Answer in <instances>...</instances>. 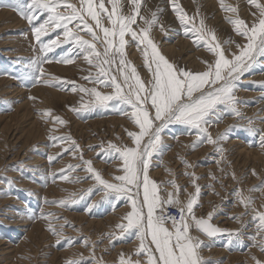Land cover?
I'll use <instances>...</instances> for the list:
<instances>
[{
  "label": "rangeland",
  "instance_id": "rangeland-1",
  "mask_svg": "<svg viewBox=\"0 0 264 264\" xmlns=\"http://www.w3.org/2000/svg\"><path fill=\"white\" fill-rule=\"evenodd\" d=\"M23 2L26 4L28 0ZM68 2L78 7L80 4V0ZM120 2L123 12L129 14L132 8L131 0ZM224 2L237 8V12L224 11L220 0H176V4L188 16L194 17L193 22L197 26L201 19L204 20L205 30L215 33L216 42L221 44L226 55L231 58L232 53L239 52L236 43L246 44L247 41L234 31V26L228 22L229 18H240L250 24L257 18L253 16L257 9L249 4L248 0ZM259 2L264 3V0ZM10 3L12 0H0V14L3 13L0 15V72L20 75L27 67V61L43 56L44 53L40 50L42 46L35 40L32 26L14 8L6 6ZM105 3L110 8L108 0H105ZM153 13L158 15L159 25L152 28L150 37L159 46L161 54L175 67L193 72L206 70L205 61L212 62L214 57L206 46H198L192 38L184 34L171 6V0H140L141 17L151 18ZM39 22L41 21L37 23ZM106 26L110 25L106 22ZM138 26H144L140 17L133 28L138 30ZM80 35L84 39H90L84 32ZM100 35L102 37V33ZM55 36L56 33L53 32L41 39L48 41ZM58 39H64L62 33ZM230 39L234 43L229 46L227 42ZM126 40L129 41L125 47L126 60L130 62V67H136L147 86L151 73L144 66L143 52L130 37L126 36ZM97 48L103 50L100 44H97ZM69 54L76 55L67 44L48 52L49 59L42 65L44 75L41 82L34 86L30 80L22 82L14 75H0V264H68L72 260H99L100 264H119L121 254H126L127 258V254L135 253L140 244L134 234L125 233L121 237L117 227L127 222L124 217L131 210V205L125 204L123 200L104 199L102 192H86L87 189H95L96 182L92 179L73 182L75 177L83 178L89 174L81 168L68 171L69 165H81L79 156L82 152L83 158L91 160L93 166L101 171L106 179L111 180L113 176L123 174V162L118 154L108 151L109 146H134V141L127 133L138 131L130 115L118 114L119 105L110 109L95 107L85 110L83 105L95 103V97L79 91L66 90L71 87L67 82H75L76 85L86 88L97 87L103 94H112L115 91L113 88L94 85L84 79L90 73L95 75L98 69L90 65L83 55H77L72 63L62 62ZM263 61L264 58L246 73L234 89L238 102L236 107L243 117L253 118L254 124H247L248 120L240 116L225 114L222 121L207 125L213 139L227 132L231 126H237L229 133L227 140L220 142L219 148H222L223 152H219L217 146L210 143H203L193 150L191 145L198 139L194 130L174 124L162 134L163 144L168 146L162 159L156 154L153 155L149 170L151 179L166 187L168 192L176 191L167 183L175 181L179 188L177 197L186 204L196 193L195 186L191 185H194L193 180L198 178L195 179V185L200 187L197 198L200 207L194 209L197 217H207L208 213H213V224L221 229H228L229 232L241 233L237 240L236 236H230L228 232L207 238L206 235L191 230L192 235L201 237L204 245H210L200 249V256L206 264H255L252 257L264 261V252L262 253L259 247L252 246L253 241L250 239L255 232L253 216L256 212H264V187H259L264 184V147L260 146L258 135L244 130L245 127L264 129V99H261L264 97ZM110 75H116L122 80L115 65L110 70ZM45 80H52L53 83L63 82L64 90L44 83ZM70 105L79 108L80 112L72 111ZM48 110L52 111L53 118L59 116L67 123L55 124L53 119L38 114ZM10 122H14V125ZM52 136H70L79 145L80 152L75 155L64 152V149L69 147L68 143L54 144ZM25 142L28 143L27 146ZM99 145H103V149L96 147ZM61 153L62 158L49 161V156L56 157ZM184 160L193 167L185 165ZM235 161L237 162L234 163ZM62 170L67 172L68 179L60 177ZM191 173H194V177L189 175ZM237 190L254 200L252 207L255 212L241 205ZM73 194L75 202L71 207L47 202L67 200ZM161 195L165 196V193L161 191ZM33 212L36 213L35 219L32 218ZM41 212L56 215L43 218L40 216ZM53 221L57 228L64 225L61 238L49 230L50 222ZM69 222L74 227L67 226ZM109 234H112V239H109ZM68 238H74L72 243H69ZM85 238L88 245H94V249L82 243ZM229 240L232 241L231 245ZM131 258L137 257L132 255Z\"/></svg>",
  "mask_w": 264,
  "mask_h": 264
},
{
  "label": "snow or ice",
  "instance_id": "snow-or-ice-1",
  "mask_svg": "<svg viewBox=\"0 0 264 264\" xmlns=\"http://www.w3.org/2000/svg\"><path fill=\"white\" fill-rule=\"evenodd\" d=\"M248 2L257 9V12L253 13L257 18L250 24L240 18H229L228 22L234 26V31L247 41L246 44L236 43L239 52L232 53L229 58L221 44L216 42L215 33L205 30L204 20L201 19L197 26L193 22L194 17L188 16L176 4V0H171V6L182 25L184 34L192 38L198 46H206L214 57L212 62L205 61L206 70L198 72L175 67L161 54L159 46L150 37L152 28L159 25L158 15L153 13L151 18L141 17L140 0H131L132 8L129 14L123 12L120 0H108L110 8L106 6L105 0H80L79 7L69 3L68 0H28L26 4L23 0H12V3L6 5L14 8L32 26L35 40L42 46L40 50L44 55L27 61V67L20 75L6 71L0 72V75H14L22 82L30 80L31 85L34 86L41 82L44 75L42 65L49 59L47 53L67 44L76 55H66L62 62L72 63L77 55H83L90 65L98 69L95 75L90 73L84 79L94 85L113 88L115 91L112 94H103L97 90V87L86 88L76 85L75 82H67L71 87L66 90L79 91L95 97V103L83 105L85 110L95 107L110 109L119 105L118 114L130 115V119L138 127V131L127 133L134 141V146L118 147L110 144L108 151L118 154L123 162V174L113 176L111 180L106 179L102 172L93 166L91 160L83 158L79 145L70 136L51 137L54 144L68 143L69 147L65 148L64 152H71L73 155L80 152L81 165H69L68 171L81 168L89 175L83 178L75 177L73 182L92 179L97 187L87 189L86 192H102L104 199L123 200L125 204L131 205V210L124 217L127 222L117 227L121 237L125 233L134 234L140 244L135 253L127 254V258L126 254H121L119 264H206L200 256V249L202 246L210 247V245H204L198 235L191 234V230L194 229L209 238L228 232L211 222L213 213H208L207 217H197L194 209L200 207L197 199L200 187L195 185V179L198 178L193 180L196 193L184 204L177 197L179 188L175 181L167 182L176 189L174 192H168L166 187L150 178L149 170L153 155L156 154L162 159L163 153L168 150V146L163 144L162 134L171 125H183L194 130L198 139L191 145L193 150L203 143H210L216 145L219 152H223V149L219 148L220 142L228 138L229 133L237 126H231L227 132L213 139L207 125L222 121L225 114L240 116L247 119L249 125L254 124L253 118L243 117L239 112L234 94L237 82L264 58V3H260L259 0H248ZM220 3L224 11L237 12V8L225 4L224 0H220ZM138 17L143 20L144 26H138L137 30L133 25L137 23ZM38 21L41 22L37 23ZM106 22L110 26H106ZM161 30L164 31L162 26ZM53 32L56 36L51 40L41 39ZM81 32L90 39H84L80 35ZM61 33L63 40L58 39ZM126 36L130 37L143 52L144 66L151 73L147 86L136 67H130V62L126 60L125 47L129 43ZM232 43L234 41L231 39L227 42L229 46ZM97 44L102 46V51L97 48ZM113 65L116 66L122 80L116 75H110ZM43 82L64 90L63 82L53 83L52 80ZM29 99L36 98L29 97ZM112 101L115 103L110 104L109 102ZM69 108L77 113L80 112L79 108L71 105ZM38 114L53 119L55 124L67 123L59 116L53 118L51 110L41 111ZM244 130L258 135L260 146L264 147V129L245 127ZM96 147L103 149V145ZM62 155L63 153L56 157L49 156L48 159L57 161ZM183 163L191 167L187 160ZM59 175L63 179H68L64 170ZM189 175L194 177V173ZM259 187H264V184ZM161 191L165 196L161 195ZM236 194L246 209L256 211L252 207L254 200L251 197H245L239 190ZM47 202L71 207L75 202L74 194L67 200ZM170 207H177L179 216L172 215L168 211ZM55 215L40 213L43 218ZM32 218H36L35 212L32 213ZM232 218L240 219V217ZM57 219L64 218L57 217ZM253 224L255 232L250 236L253 241L252 246L259 247L260 251L264 252V212H256L253 216ZM67 226L74 227L70 222ZM63 227L64 225H60L57 228L53 221L50 222L49 230L60 237ZM228 234L236 236L237 240L241 235L239 232H228ZM112 238V234H109V239ZM68 240L72 243L74 238ZM82 243L94 247L88 245L86 238ZM228 243L231 245L232 241L229 240ZM132 255L137 258L132 259ZM252 259L255 264H264V261L256 257ZM68 264H100V262L72 260Z\"/></svg>",
  "mask_w": 264,
  "mask_h": 264
},
{
  "label": "bare ground",
  "instance_id": "bare-ground-1",
  "mask_svg": "<svg viewBox=\"0 0 264 264\" xmlns=\"http://www.w3.org/2000/svg\"><path fill=\"white\" fill-rule=\"evenodd\" d=\"M147 5V4H146ZM253 8V7H252ZM254 9V8H253ZM223 12V11H222ZM3 13H1L0 15H2ZM224 14V13H223ZM176 46V45H175ZM173 48V47H172ZM176 49V48H175ZM174 49V50H175ZM173 54H175V53H173ZM203 57V56H202ZM264 62V61H263ZM79 63V62H78ZM80 68V67H79ZM71 72V71H70ZM82 75V74H81ZM256 77V76H255ZM15 88V87H14ZM10 89V88H9ZM38 89V88H37ZM47 91V90H46ZM41 92H42V90H41ZM56 95H57V93H56ZM256 95V94H255ZM59 96V95H58ZM242 98V97H241ZM54 99V98H53ZM45 103H47V102H45ZM52 104V103H51ZM52 107V106H51ZM249 107V106H248ZM247 110V109H246ZM251 110V109H250ZM253 112V111H252ZM251 113V112H250ZM249 113V114H250ZM264 113V112H263ZM252 114V113H251ZM11 117V116H10ZM10 117H8V118H10ZM114 117V116H113ZM7 118V119H8ZM12 120V119H11ZM123 120V119H122ZM112 121H113V119H112ZM16 122H17V120H16ZM22 122V121H21ZM10 123H13V125H14V122H10ZM104 123V122H103ZM248 124V123H247ZM103 125V124H102ZM119 125V124H118ZM16 126V125H15ZM18 126H19V124H18ZM31 126V125H30ZM114 126V125H113ZM226 126V125H225ZM13 127V126H12ZM14 128V127H13ZM11 129V128H10ZM18 129V128H17ZM8 130V129H7ZM87 130V129H86ZM225 130V129H224ZM43 131V130H42ZM112 131V130H111ZM119 131V130H118ZM8 132V131H7ZM6 132V133H7ZM16 132V131H15ZM55 132V131H54ZM9 133V132H8ZM105 133V132H104ZM103 133V134H104ZM115 133V132H114ZM102 134V133H101ZM33 136V135H32ZM40 136H41V134H40ZM89 136V135H88ZM99 136V135H98ZM218 136V135H217ZM31 138V137H30ZM38 139V138H37ZM178 139V138H177ZM225 140V139H224ZM227 140V139H226ZM30 141V140H29ZM35 141H36V138H35ZM27 142V141H26ZM25 142V145L26 144H28V143H26ZM15 145V144H14ZM61 145V144H60ZM205 145V144H204ZM227 145V144H226ZM24 146V145H23ZM27 146V145H26ZM237 146V145H236ZM201 148V147H200ZM231 148V147H230ZM203 149V148H202ZM209 149V148H208ZM240 149H241V147H240ZM248 150V149H247ZM173 151V150H172ZM171 152V151H170ZM207 152V151H206ZM242 152H243V150H242ZM241 152V153H242ZM252 152V151H251ZM97 153V152H96ZM225 153V152H224ZM167 154V153H166ZM173 154V153H172ZM222 154V153H221ZM228 154V153H227ZM253 154V153H252ZM255 154V153H254ZM202 155V154H201ZM200 155V156H201ZM245 155V154H244ZM246 155H247V153H246ZM23 156V155H22ZM169 156V155H168ZM174 156V155H173ZM179 156H181V155H179ZM203 156V155H202ZM240 156H241V154H240ZM258 156V155H257ZM256 156V157H257ZM216 157V156H215ZM253 157H254V155H253ZM255 157V158H256ZM262 157V156H261ZM164 158V157H163ZM189 158V157H188ZM221 158V157H220ZM223 158V157H222ZM239 158V157H238ZM254 158V159H255ZM260 158V157H259ZM196 159H197V157H196ZM225 159V158H224ZM230 159V158H229ZM253 159V160H254ZM258 158H256V160H257ZM262 159V158H261ZM2 160V159H1ZM180 160V159H179ZM219 160V159H218ZM242 160V159H241ZM154 161V160H153ZM260 161V160H259ZM3 162V161H2ZM155 162V161H154ZM237 161H235L234 163H236ZM253 162H255V160L253 161ZM174 163V162H173ZM173 163H171V164H173ZM258 163V162H257ZM97 164V163H96ZM165 164V163H164ZM170 164V165H171ZM193 164H194V162H193ZM216 164V163H215ZM229 164V163H228ZM58 165V164H57ZM179 165V164H178ZM184 165V164H183ZM195 165V164H194ZM219 165V164H218ZM260 165V164H259ZM264 165V164H263ZM262 165V166H263ZM192 166V165H191ZM222 166V165H221ZM221 166H220V168H221ZM234 166H235V164H234ZM193 167V166H192ZM212 167V166H211ZM227 167V166H226ZM219 168V167H218ZM230 168V167H229ZM191 170V169H190ZM198 170V169H197ZM167 171V170H166ZM244 171V170H243ZM249 171V170H248ZM253 171V170H252ZM81 172V171H80ZM194 172V171H193ZM211 173V172H210ZM170 174V173H169ZM197 174V173H196ZM213 175V174H212ZM219 175V174H218ZM168 176V175H167ZM110 178V177H109ZM246 178V177H245ZM261 178V177H260ZM205 179H206V176H205ZM212 179V178H211ZM256 179V178H255ZM178 180V179H177ZM249 181V180H248ZM256 181V180H255ZM183 182V181H182ZM215 183H216V181H215ZM231 183V182H230ZM252 183V182H251ZM191 184V183H190ZM227 184V183H226ZM250 185V184H249ZM194 187V185H191V187ZM213 186V185H212ZM237 187V186H236ZM221 189V188H220ZM68 190V189H67ZM56 191V190H55ZM207 191V190H206ZM210 191V190H209ZM248 191V190H247ZM217 192V191H216ZM187 193V192H186ZM193 193V192H192ZM224 193V192H223ZM219 196V195H218ZM263 197V196H262ZM98 198V197H97ZM219 197H217V199H218ZM213 199V198H212ZM208 200V199H207ZM234 201V200H233ZM216 202V201H215ZM213 203V202H212ZM208 205H209V203H208ZM242 205V204H241ZM204 210V209H203ZM215 210V209H214ZM202 211V210H201ZM233 211V210H232ZM235 211V210H234ZM70 212V211H69ZM206 213V212H205ZM67 214V213H66ZM118 214V213H117ZM72 217H74V215L72 216ZM115 218V217H114ZM81 220H82V217H81ZM84 220V219H83ZM66 222V221H65ZM98 222V221H97ZM110 222V221H109ZM90 223V222H89ZM92 223V222H91ZM102 223V222H101ZM104 223V222H103ZM235 223V222H234ZM98 224V223H97ZM237 224V223H236ZM99 225H101V224H99ZM216 225V224H215ZM89 226H91V225H89ZM92 227V226H91ZM223 229V228H222ZM228 230V229H227ZM248 230V229H247ZM83 231V230H82ZM40 232V231H39ZM229 232V231H228ZM79 234V233H78ZM44 235V234H43ZM66 236V235H65ZM227 237V236H226ZM61 238V237H60ZM201 238V237H200ZM208 238V237H207ZM205 239V238H204ZM216 242V241H215ZM38 243V242H37ZM225 243V242H224ZM84 244V243H83ZM207 244V243H206ZM3 248V247H2ZM40 248V247H39ZM258 248V247H257ZM93 249H94V247H93ZM103 249V248H102ZM6 250V249H5ZM4 250V251H5ZM87 250V249H86ZM253 250V249H252ZM9 251V250H8ZM30 251V250H29ZM242 252V251H241ZM249 252H251V251H248V253ZM3 253V252H2ZM59 253V252H58ZM246 253V252H245ZM263 253V252H262ZM205 254V253H204ZM216 254V253H215ZM247 254V253H246ZM255 254V253H254ZM2 255H4V254H2ZM254 256V255H253ZM212 257V256H211ZM239 257H240V255H239ZM55 258V257H54ZM75 258V257H74ZM215 259V258H214ZM252 259V258H251ZM55 260H56V258H55ZM229 260V259H228ZM253 260V259H252ZM207 261V260H206ZM247 261V260H246ZM236 262V261H235ZM217 263V262H216ZM247 263V262H246ZM248 264V263H247Z\"/></svg>",
  "mask_w": 264,
  "mask_h": 264
},
{
  "label": "built area",
  "instance_id": "built-area-1",
  "mask_svg": "<svg viewBox=\"0 0 264 264\" xmlns=\"http://www.w3.org/2000/svg\"><path fill=\"white\" fill-rule=\"evenodd\" d=\"M168 211H169L172 215L179 216V210H178L177 207H170V208H168Z\"/></svg>",
  "mask_w": 264,
  "mask_h": 264
}]
</instances>
